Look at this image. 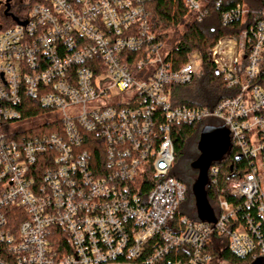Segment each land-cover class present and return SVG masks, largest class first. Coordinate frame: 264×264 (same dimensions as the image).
<instances>
[{
  "label": "built area",
  "instance_id": "built-area-1",
  "mask_svg": "<svg viewBox=\"0 0 264 264\" xmlns=\"http://www.w3.org/2000/svg\"><path fill=\"white\" fill-rule=\"evenodd\" d=\"M8 1L0 264H211L223 247L264 262V0L222 13L224 26L243 29L209 51L233 91L214 108L177 105L173 89L194 81L197 53L175 67L173 46L151 26L160 0ZM173 1L188 25L223 5ZM210 120L228 129L229 152L248 169L231 186L242 203L220 197L216 223L178 218L187 187L172 175L173 127ZM220 170L212 164L209 184ZM182 249L189 258L168 259Z\"/></svg>",
  "mask_w": 264,
  "mask_h": 264
},
{
  "label": "trees",
  "instance_id": "trees-1",
  "mask_svg": "<svg viewBox=\"0 0 264 264\" xmlns=\"http://www.w3.org/2000/svg\"><path fill=\"white\" fill-rule=\"evenodd\" d=\"M222 2L221 7L211 9L209 16L204 21H192L185 33L174 44L170 39V32H175L182 27L188 16L187 11L173 0H160L150 5L152 29L160 34L162 40L170 42L173 46L172 59L175 67L183 66L191 53L200 54L203 60L202 66L190 85L173 89V96L177 105L214 108L221 99L233 95V91L226 88L223 79L217 75L214 65L209 62L208 54L221 39L236 37L241 32L242 25L224 26L221 16L224 11L230 10L237 3H243L244 0H222ZM206 125L215 124L212 120L193 125L180 124L175 125L172 131L176 152L172 175L186 185L187 194L192 197L193 202L192 186L197 179L198 172L192 168V163L199 157V151L195 149L194 144L198 142L201 130ZM215 164L220 165L221 170L216 184L210 183L206 191L208 201L217 213L220 197L226 198L228 202L234 205L242 203L239 198L232 195L231 186L235 180L246 174L248 169L245 162L238 160L232 152H229ZM180 217H187L192 221H201L197 216L195 204L186 215L180 208L178 218ZM210 252L214 258L222 259L228 264H258V262L253 263L250 260L235 256L227 247L212 248ZM190 254L191 250L182 249L177 253H170L168 259L173 261L177 258L187 259Z\"/></svg>",
  "mask_w": 264,
  "mask_h": 264
},
{
  "label": "water",
  "instance_id": "water-1",
  "mask_svg": "<svg viewBox=\"0 0 264 264\" xmlns=\"http://www.w3.org/2000/svg\"><path fill=\"white\" fill-rule=\"evenodd\" d=\"M230 147V133L226 127L206 125L201 130L197 143L199 157L192 163V168L198 172L192 186V193L197 216L203 222L216 223L217 221L215 211L207 198L208 171L213 163L220 161L229 153Z\"/></svg>",
  "mask_w": 264,
  "mask_h": 264
},
{
  "label": "rangeland",
  "instance_id": "rangeland-1",
  "mask_svg": "<svg viewBox=\"0 0 264 264\" xmlns=\"http://www.w3.org/2000/svg\"><path fill=\"white\" fill-rule=\"evenodd\" d=\"M4 2V0H0V4L1 3H3ZM244 3L246 4V5H248V6H251L252 4H254V3H256L254 0H244ZM16 12H18V10H15ZM190 19H188L187 20V22L182 26V27H180L177 31H175L173 34H172V37H171V41H172V43L174 44V43H176L178 40H179V38L185 33V31H186V29H187V27H188V24L190 23V21H189ZM194 60H195V64H196V66L197 67H201L202 66V57H201V55L200 54H196L195 56H194ZM212 121H214V124L216 125H221V123L219 122V121H217V120H212ZM27 127V126H26ZM28 127H31V125H28ZM197 143L198 142H196L195 144H194V147H195V149L197 150ZM190 149H192V147L190 146ZM192 195H193V193H192ZM193 198H194V196H193ZM194 204H195V199H194V202H193V199H192V197L191 196H188V194H187V199L185 200V202L181 205V210L185 213V215H186V213L188 212V210H192V207L194 206ZM196 207V206H195ZM216 259V258H215ZM219 259V258H218ZM218 259H216V261H215V264H228V263H226V262H223V261H221L220 259L218 260ZM258 264H264V262H258Z\"/></svg>",
  "mask_w": 264,
  "mask_h": 264
},
{
  "label": "crops",
  "instance_id": "crops-1",
  "mask_svg": "<svg viewBox=\"0 0 264 264\" xmlns=\"http://www.w3.org/2000/svg\"><path fill=\"white\" fill-rule=\"evenodd\" d=\"M216 259H218V258H216ZM216 259L211 263V264H215V261H216ZM219 260V259H218ZM221 261H223L222 259H220ZM223 262H225V261H223ZM227 263V262H226Z\"/></svg>",
  "mask_w": 264,
  "mask_h": 264
},
{
  "label": "flooded vegetation",
  "instance_id": "flooded-vegetation-1",
  "mask_svg": "<svg viewBox=\"0 0 264 264\" xmlns=\"http://www.w3.org/2000/svg\"><path fill=\"white\" fill-rule=\"evenodd\" d=\"M8 2H10V3H13V2H14V0H9Z\"/></svg>",
  "mask_w": 264,
  "mask_h": 264
}]
</instances>
